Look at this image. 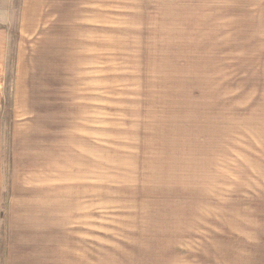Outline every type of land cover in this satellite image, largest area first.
Instances as JSON below:
<instances>
[{"label": "rangeland", "instance_id": "1", "mask_svg": "<svg viewBox=\"0 0 264 264\" xmlns=\"http://www.w3.org/2000/svg\"><path fill=\"white\" fill-rule=\"evenodd\" d=\"M240 2L0 0V264H264Z\"/></svg>", "mask_w": 264, "mask_h": 264}, {"label": "crops", "instance_id": "2", "mask_svg": "<svg viewBox=\"0 0 264 264\" xmlns=\"http://www.w3.org/2000/svg\"><path fill=\"white\" fill-rule=\"evenodd\" d=\"M234 5L235 4H233V6ZM236 5L239 9L238 14L243 16L242 21L244 23H257L258 25L262 24V26H264V0H241L240 4ZM230 9L228 2L225 5V10H223L221 6L220 8H216V21H224V16H226L227 19L230 15ZM211 15L212 17L214 16V8L212 9ZM233 21H235V18H233ZM260 37L264 38V35ZM262 56H264V51L258 54L257 62L259 69L261 67ZM263 86V80H259V91H261ZM242 117L243 128L247 127L249 132L254 136L255 143L257 144L256 149L264 152V94L258 95L257 104L254 103L251 108H248L247 116L245 114L242 115Z\"/></svg>", "mask_w": 264, "mask_h": 264}]
</instances>
